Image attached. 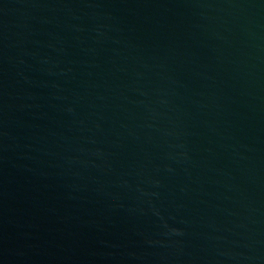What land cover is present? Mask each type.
Masks as SVG:
<instances>
[{"label": "water", "instance_id": "obj_1", "mask_svg": "<svg viewBox=\"0 0 264 264\" xmlns=\"http://www.w3.org/2000/svg\"><path fill=\"white\" fill-rule=\"evenodd\" d=\"M0 264H264V0H0Z\"/></svg>", "mask_w": 264, "mask_h": 264}]
</instances>
